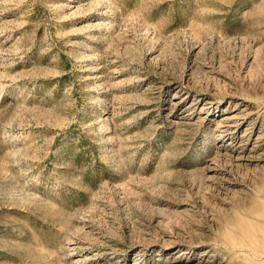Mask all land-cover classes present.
Wrapping results in <instances>:
<instances>
[{
    "label": "rangeland",
    "instance_id": "obj_1",
    "mask_svg": "<svg viewBox=\"0 0 264 264\" xmlns=\"http://www.w3.org/2000/svg\"><path fill=\"white\" fill-rule=\"evenodd\" d=\"M0 264H264V0H0Z\"/></svg>",
    "mask_w": 264,
    "mask_h": 264
},
{
    "label": "bare ground",
    "instance_id": "obj_2",
    "mask_svg": "<svg viewBox=\"0 0 264 264\" xmlns=\"http://www.w3.org/2000/svg\"><path fill=\"white\" fill-rule=\"evenodd\" d=\"M263 195V194H262Z\"/></svg>",
    "mask_w": 264,
    "mask_h": 264
}]
</instances>
